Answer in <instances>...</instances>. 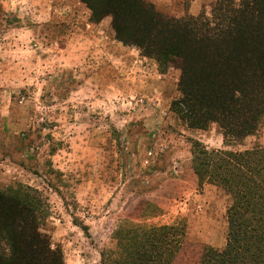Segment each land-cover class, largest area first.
<instances>
[{"label":"rangeland","instance_id":"obj_1","mask_svg":"<svg viewBox=\"0 0 264 264\" xmlns=\"http://www.w3.org/2000/svg\"><path fill=\"white\" fill-rule=\"evenodd\" d=\"M217 1L148 0L176 20L212 19ZM180 77L118 42L112 18L94 22L81 0H0V192L23 187L65 264H101L122 229L172 227L225 248L229 199L200 184L194 141L264 148V125L228 143L216 124L189 129L174 107Z\"/></svg>","mask_w":264,"mask_h":264},{"label":"trees","instance_id":"obj_2","mask_svg":"<svg viewBox=\"0 0 264 264\" xmlns=\"http://www.w3.org/2000/svg\"><path fill=\"white\" fill-rule=\"evenodd\" d=\"M81 2L94 22L112 18L118 42L138 47L161 69H180L174 107L189 129L216 124L228 143L264 125V0H218L212 19L183 20L163 16L148 0ZM193 169L200 184L229 199L225 248L193 246L172 227L122 229L101 264H264V148L208 150L194 141ZM38 220L23 187L0 192V240L10 248L0 264H65Z\"/></svg>","mask_w":264,"mask_h":264}]
</instances>
